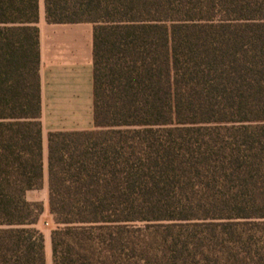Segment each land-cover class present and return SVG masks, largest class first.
<instances>
[{"label": "trees", "instance_id": "obj_1", "mask_svg": "<svg viewBox=\"0 0 264 264\" xmlns=\"http://www.w3.org/2000/svg\"><path fill=\"white\" fill-rule=\"evenodd\" d=\"M40 1L0 0V264H47ZM44 6L94 25V128L48 134L53 264H264V0Z\"/></svg>", "mask_w": 264, "mask_h": 264}, {"label": "crops", "instance_id": "obj_2", "mask_svg": "<svg viewBox=\"0 0 264 264\" xmlns=\"http://www.w3.org/2000/svg\"><path fill=\"white\" fill-rule=\"evenodd\" d=\"M38 25L45 143L53 130L94 128V25L91 22L49 23L42 3Z\"/></svg>", "mask_w": 264, "mask_h": 264}, {"label": "rangeland", "instance_id": "obj_3", "mask_svg": "<svg viewBox=\"0 0 264 264\" xmlns=\"http://www.w3.org/2000/svg\"><path fill=\"white\" fill-rule=\"evenodd\" d=\"M42 3V11L44 0L40 1ZM44 153H45V175L44 183L41 188L34 189L28 192L27 196L30 200H41L45 205L44 213L42 214L37 226L45 234V250L47 257V264H53L52 262V247H51V232L56 228V223L54 221L53 215L50 212L49 206V176H48V138L45 139L44 143Z\"/></svg>", "mask_w": 264, "mask_h": 264}]
</instances>
